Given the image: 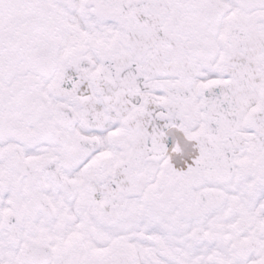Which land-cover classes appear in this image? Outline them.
<instances>
[{"label": "snow or ice", "instance_id": "1", "mask_svg": "<svg viewBox=\"0 0 264 264\" xmlns=\"http://www.w3.org/2000/svg\"><path fill=\"white\" fill-rule=\"evenodd\" d=\"M0 264H264V0H0Z\"/></svg>", "mask_w": 264, "mask_h": 264}]
</instances>
